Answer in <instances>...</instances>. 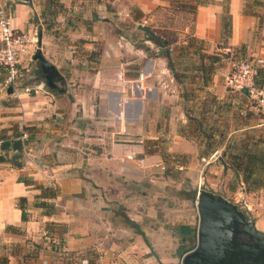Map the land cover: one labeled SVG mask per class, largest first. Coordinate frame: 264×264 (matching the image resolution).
<instances>
[{
    "label": "crops",
    "instance_id": "0c3cea01",
    "mask_svg": "<svg viewBox=\"0 0 264 264\" xmlns=\"http://www.w3.org/2000/svg\"><path fill=\"white\" fill-rule=\"evenodd\" d=\"M29 1L27 7L16 4L11 12V26L19 31H32ZM225 1L227 7L222 0L197 7L192 36L207 51L220 45L225 52L242 50L243 59H264V22L259 24L258 17L245 12L243 0ZM165 5L162 0L131 2L145 15ZM224 8L231 17L226 43L221 42ZM103 14L87 15L91 28L80 36L92 41L81 46L74 43L70 28L42 33V56L61 78L55 89L48 88L46 80L45 86L40 81L17 84L10 93L8 86L0 87V135H28L18 160H12L11 148L8 153L0 149V264H71L63 256H70L73 264H120V241L132 251L128 243L134 234L119 226L112 213L109 201L118 199L114 195H120L127 183L139 185L143 178L153 177L150 166L161 161L162 146L165 154L190 160L200 152L201 159L206 153L212 157L219 149L214 133V138L206 137L210 131L204 123L207 116H216L223 101H231L230 92L237 93L227 91L221 79L229 68L217 69L192 96L191 82L178 83L166 57L159 52L146 55L123 32L113 35ZM83 61L95 66L92 73L74 72L72 67ZM61 67L70 73L62 75ZM39 187L56 196L44 198ZM20 198L26 201L25 221L17 207ZM41 201L47 207H37ZM259 225L264 233V216Z\"/></svg>",
    "mask_w": 264,
    "mask_h": 264
},
{
    "label": "rangeland",
    "instance_id": "374dc122",
    "mask_svg": "<svg viewBox=\"0 0 264 264\" xmlns=\"http://www.w3.org/2000/svg\"><path fill=\"white\" fill-rule=\"evenodd\" d=\"M18 1L21 0H6V2L0 0V7L6 3L12 12L16 4L28 6ZM133 1L31 0L29 22L33 24L32 31L22 32L32 44L27 47L23 64L19 67L17 79L19 87L34 85L39 81L45 86L40 66L32 60L38 31L48 34L57 27L70 28L75 33L74 43L81 46L92 41L89 37L80 36L82 32L91 28L87 15L97 17L99 12L106 15L107 18L103 23L113 29L110 30L113 35L116 36V31L123 32L126 38L143 48L148 56L153 57L158 53L159 47L152 41L145 40V37L150 38L152 34L165 41L166 45H163L161 56L165 57V52L169 53V62L173 66L175 80L178 83L191 82L188 92L192 96H197L198 90L202 91L203 88L199 89L198 84L209 82L217 69L227 67L230 69L232 62L243 59L242 50L225 52L220 49L223 46L217 45L207 51L203 43L192 36L195 16L187 10L181 12L176 8L175 2H183L189 7L194 4V0H172L174 4L170 7H167L166 0L165 6H160L146 15L135 6H131ZM223 1L225 0H222V4L225 3L224 7H227L228 2ZM243 8L246 13L258 17L259 24L264 22V0H243ZM139 26L146 28L147 32L137 28ZM210 56L219 61L212 64L208 58ZM72 69L74 72L77 70L92 73L95 66L83 61ZM60 72L66 75L70 70L61 67ZM6 78V71L0 69V87L8 86L7 88L11 89V85L5 83ZM221 79L224 81V76H221ZM256 82L258 87H264V77L257 76ZM62 87L66 90L67 83ZM226 89L231 91L228 87ZM0 94L4 95V91H0ZM230 95L231 101H223L219 110H216V116H207L204 123L205 130L215 134V146L219 148L213 157L206 155L201 159L200 152L196 159L190 160V157L182 154H165L162 146L161 161L150 166L155 169L153 177L149 175L143 178L139 185H134L132 182L125 184L122 193L114 195V198L118 199L109 201L114 205L111 211L118 216L119 226L134 234L128 243H132L134 252L129 245L120 241L116 250L120 264H182L185 252H190L197 244L199 215L196 202L198 191L201 190L220 195L236 205L245 214L246 219L255 223L256 229L262 232L259 222L264 216V108H258L254 100L239 93L233 96L230 92ZM199 107L202 113V103ZM254 143L257 144L259 151L257 155L262 156L260 159L263 170L259 173L262 185L251 190L249 184L243 181L241 171L238 176L234 174L231 166H235V163L231 156L242 155V145L247 146L249 151ZM149 178L157 181V184H149ZM51 193L48 190L43 191L46 198L56 196L54 193L52 197ZM131 219L138 224H129ZM152 219L155 221L154 224L150 223ZM182 225H189L195 229V236L181 237L177 227ZM138 236H141V239H138ZM69 259L70 256L62 257L65 263L73 264Z\"/></svg>",
    "mask_w": 264,
    "mask_h": 264
},
{
    "label": "water",
    "instance_id": "95a60500",
    "mask_svg": "<svg viewBox=\"0 0 264 264\" xmlns=\"http://www.w3.org/2000/svg\"><path fill=\"white\" fill-rule=\"evenodd\" d=\"M30 5L29 0L18 1ZM144 32L147 29L137 27ZM159 47L163 53V44L153 38L145 37ZM42 31L36 33V50L32 60L37 62L45 76L46 86L56 88L61 81L57 71L42 56ZM169 60V53L165 52ZM11 89L8 88V93ZM247 96V90H241ZM14 152L12 160H18L22 151V141L15 140L11 147ZM197 210L199 224L197 228V244L193 250L184 254L182 264H264V233L258 231L255 223L246 219L245 214L236 205L220 195L201 190L197 194ZM242 236L252 241L251 245L240 242Z\"/></svg>",
    "mask_w": 264,
    "mask_h": 264
},
{
    "label": "built area",
    "instance_id": "2783aa9c",
    "mask_svg": "<svg viewBox=\"0 0 264 264\" xmlns=\"http://www.w3.org/2000/svg\"><path fill=\"white\" fill-rule=\"evenodd\" d=\"M33 40L35 42V39ZM31 44L32 41L22 31L11 26V12L4 3L0 7V69L7 73L6 85H11L12 88L17 86L21 59ZM263 67L264 59L258 57L232 62L227 75L224 77L226 86L239 94H242L241 90L246 89L247 96H245L254 100L258 108H264V87L260 88L256 85L258 71ZM142 77V74H139L140 80ZM25 92H30V89L26 88ZM27 138V133L22 132L20 137L14 141H26ZM85 263L82 261V264Z\"/></svg>",
    "mask_w": 264,
    "mask_h": 264
},
{
    "label": "trees",
    "instance_id": "16d2710c",
    "mask_svg": "<svg viewBox=\"0 0 264 264\" xmlns=\"http://www.w3.org/2000/svg\"><path fill=\"white\" fill-rule=\"evenodd\" d=\"M163 1H166V0H163ZM194 1H195L194 4L190 5L189 7H187V5H185V3H183V2H179V1L175 2L177 4L176 8L181 10V12H185L186 10L190 11L195 16V12H196L197 7L205 6L209 3L207 0H194ZM166 2L169 3V7L174 4V2H172V0H167ZM230 35H231V17L228 14V8H224L223 13L221 15V42L226 43L228 38L230 37ZM150 38H153L154 40L161 42L164 46L166 45L165 41H163L162 39H160L159 37H157L155 35L150 34ZM141 49H143V48H141ZM208 58L212 64L217 63L219 61L217 58H214L212 56H210ZM168 68L173 73V66L170 62L168 63ZM173 76L175 78L174 73H173ZM257 76L264 77V69H260L258 71ZM204 84H206V83H204ZM256 84H258V83L256 82ZM241 95L244 96L243 94H241ZM200 126H201V124H198V128ZM211 134H213V133H209L208 135H206V137H208L209 139L214 138L215 135L213 136ZM18 137H20V133H13L12 137H10V139L5 138V136H3V135H0V149H1V151H3L4 153H8L10 151L12 143L14 142V139H16ZM209 145L210 144H208L206 146V148L207 149L209 148V150L211 151L213 147H211V146L209 147ZM256 145L257 144L254 143L253 146L249 148V151L247 150V146L242 145L243 146L242 147L243 154L231 156V159H234V163H235V166H231L234 174L236 176H238L237 174L239 173V171H241L242 176H243V181L245 183L247 182L249 184V189L251 188V190H254V189H256L262 185L261 184L262 181L260 180V177H259L260 171L263 170V164H262L261 159H260V157H262V156L257 155L259 151H257ZM208 154L209 153H206V155H208ZM206 155H204V156H206ZM0 160H2V157H0ZM25 183H26V181H25ZM40 189L43 191L48 190L49 192H52L48 188H42L41 187ZM51 194L53 197L54 193L52 192ZM42 196H44V194ZM44 198H46V197L44 196ZM25 203H26V201L24 198H20L17 201V207L21 211V218L23 221L26 220ZM36 206L41 207V208L47 207L46 203H43L42 201L40 203H38ZM129 224H132V223L129 222ZM177 230H178V233L181 237L193 238L195 236V229H193L189 225L188 226H179V227H177ZM185 253H187V251ZM87 264H90V263L88 262Z\"/></svg>",
    "mask_w": 264,
    "mask_h": 264
},
{
    "label": "flooded vegetation",
    "instance_id": "af4514ba",
    "mask_svg": "<svg viewBox=\"0 0 264 264\" xmlns=\"http://www.w3.org/2000/svg\"><path fill=\"white\" fill-rule=\"evenodd\" d=\"M240 242H243V243L248 244V245L252 244V241L250 239H248V237H245V236L241 237ZM250 263L251 262L243 261V264H250Z\"/></svg>",
    "mask_w": 264,
    "mask_h": 264
}]
</instances>
